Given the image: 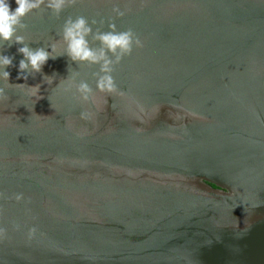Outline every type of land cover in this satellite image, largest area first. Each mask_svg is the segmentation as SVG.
Here are the masks:
<instances>
[{"label":"water","instance_id":"obj_1","mask_svg":"<svg viewBox=\"0 0 264 264\" xmlns=\"http://www.w3.org/2000/svg\"><path fill=\"white\" fill-rule=\"evenodd\" d=\"M77 16L141 40L112 73L124 96L63 55ZM23 22L58 57L18 80L23 45L0 41V264H264V0H77Z\"/></svg>","mask_w":264,"mask_h":264},{"label":"clouds","instance_id":"obj_2","mask_svg":"<svg viewBox=\"0 0 264 264\" xmlns=\"http://www.w3.org/2000/svg\"><path fill=\"white\" fill-rule=\"evenodd\" d=\"M77 0H15L17 7L14 11L10 10V4L8 0H0V41L11 42L12 44L23 45L17 48V52L23 56V59L19 61L18 70L19 74L17 79H23L27 81L29 76H33V73H41L43 67L47 61L55 59L58 56H53L56 50V45L51 44L50 51L44 47H38L36 49H30L25 43V38L22 35H18V31H22L27 28V25L23 22L24 17L29 13L40 9L44 6L50 10L55 16L59 14L69 6L74 5ZM112 11L116 17H123L124 11H121L118 7H113ZM100 25L104 24L103 19L99 21ZM97 21L93 19L90 23L84 16H77L75 19L68 17L62 26L61 40L65 45V51L63 55L76 64H89L99 65V72H94L93 76L96 77V91L99 93L116 94L124 96L125 93L117 89L114 77L112 75L114 68L120 63L123 57L131 54L133 47H143V44L135 32L128 28L123 31H118L116 25L112 22L108 23V31H100L99 28L93 32L92 25H96ZM91 37V41L88 39ZM94 42H98V46H93ZM13 56L0 55V68L4 71L0 73V79L5 82L7 87L10 83V72L6 71V68L13 66ZM73 76V75H72ZM72 76L65 78L68 83V88ZM34 77V76H33ZM48 80L47 84H52V76L45 75ZM43 77V80H44ZM60 86V82L57 87ZM15 87L27 89V92L31 96H40L41 85L35 84L28 86L26 83L15 84ZM76 92L79 93V97L82 101L88 102L90 97L92 103L96 104V98L93 94V89L85 81L79 82L76 85ZM8 96L5 93V89L0 87V100H7ZM91 112L82 111L80 113V119L88 121L92 118ZM23 198L22 194H16L14 199L19 202ZM36 233V228L32 227L28 229V237L31 239ZM6 235L5 229H0V237Z\"/></svg>","mask_w":264,"mask_h":264}]
</instances>
